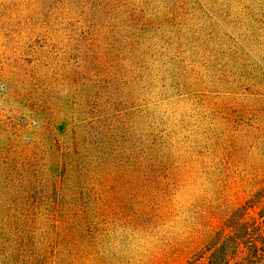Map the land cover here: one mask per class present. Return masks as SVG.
Masks as SVG:
<instances>
[{
	"label": "rangeland",
	"instance_id": "1",
	"mask_svg": "<svg viewBox=\"0 0 264 264\" xmlns=\"http://www.w3.org/2000/svg\"><path fill=\"white\" fill-rule=\"evenodd\" d=\"M264 182V0H0V264H183Z\"/></svg>",
	"mask_w": 264,
	"mask_h": 264
},
{
	"label": "trees",
	"instance_id": "2",
	"mask_svg": "<svg viewBox=\"0 0 264 264\" xmlns=\"http://www.w3.org/2000/svg\"><path fill=\"white\" fill-rule=\"evenodd\" d=\"M183 264H264V182Z\"/></svg>",
	"mask_w": 264,
	"mask_h": 264
}]
</instances>
